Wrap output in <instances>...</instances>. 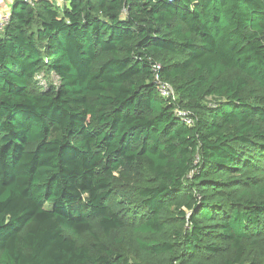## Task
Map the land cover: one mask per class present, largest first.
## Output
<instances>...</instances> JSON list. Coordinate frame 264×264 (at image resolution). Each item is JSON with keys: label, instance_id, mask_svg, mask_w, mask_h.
<instances>
[{"label": "trees", "instance_id": "obj_1", "mask_svg": "<svg viewBox=\"0 0 264 264\" xmlns=\"http://www.w3.org/2000/svg\"><path fill=\"white\" fill-rule=\"evenodd\" d=\"M62 2L0 34V264H264V0Z\"/></svg>", "mask_w": 264, "mask_h": 264}, {"label": "built area", "instance_id": "obj_2", "mask_svg": "<svg viewBox=\"0 0 264 264\" xmlns=\"http://www.w3.org/2000/svg\"><path fill=\"white\" fill-rule=\"evenodd\" d=\"M27 1L30 5H35V3H37L41 0H27ZM8 21H9L8 16H6V15L0 16V34L4 31L6 25L8 24ZM159 88H160V92H161L162 96H164L166 98L172 97L174 95V91L169 84L161 83ZM179 116L182 117L183 119H185L187 124L192 123L191 120L188 118L187 114L180 112Z\"/></svg>", "mask_w": 264, "mask_h": 264}, {"label": "rangeland", "instance_id": "obj_3", "mask_svg": "<svg viewBox=\"0 0 264 264\" xmlns=\"http://www.w3.org/2000/svg\"><path fill=\"white\" fill-rule=\"evenodd\" d=\"M2 4H1V12H3L4 14L8 13L11 11V8H12V5H13V2L11 0H2ZM55 1L58 5H62L63 2L62 0H53ZM38 81H40L42 83V85H45V86H48V84L51 82V83H54V85H57L58 84V80L55 79V77H51L50 78V82L49 81H45L43 76L40 75L38 76L37 78Z\"/></svg>", "mask_w": 264, "mask_h": 264}, {"label": "crops", "instance_id": "obj_4", "mask_svg": "<svg viewBox=\"0 0 264 264\" xmlns=\"http://www.w3.org/2000/svg\"><path fill=\"white\" fill-rule=\"evenodd\" d=\"M11 1L13 2L14 0H11ZM2 2H3V1L0 0V16H2V15H6V16H8L10 12H8V13H6V14H4L3 12H1V9H2L1 4H2Z\"/></svg>", "mask_w": 264, "mask_h": 264}]
</instances>
